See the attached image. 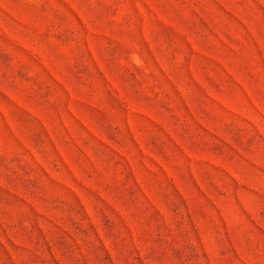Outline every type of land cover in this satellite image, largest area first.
Returning a JSON list of instances; mask_svg holds the SVG:
<instances>
[{
  "label": "rangeland",
  "instance_id": "rangeland-1",
  "mask_svg": "<svg viewBox=\"0 0 264 264\" xmlns=\"http://www.w3.org/2000/svg\"><path fill=\"white\" fill-rule=\"evenodd\" d=\"M0 264H264V0H0Z\"/></svg>",
  "mask_w": 264,
  "mask_h": 264
}]
</instances>
